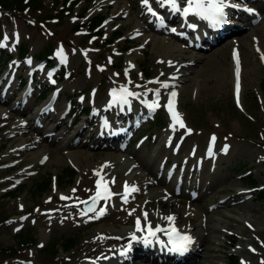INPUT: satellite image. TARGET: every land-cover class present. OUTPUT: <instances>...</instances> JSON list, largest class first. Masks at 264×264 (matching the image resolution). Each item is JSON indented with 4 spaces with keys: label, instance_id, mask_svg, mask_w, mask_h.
<instances>
[{
    "label": "rangeland",
    "instance_id": "1",
    "mask_svg": "<svg viewBox=\"0 0 264 264\" xmlns=\"http://www.w3.org/2000/svg\"><path fill=\"white\" fill-rule=\"evenodd\" d=\"M39 1L36 10L34 6H31L33 2L30 1V6L22 2L19 5L16 3L15 11L8 10V12L0 13V32L4 34L0 41L6 45L5 51L13 52V43H16L15 47H17L18 42L29 50L28 57L19 65L24 77L29 69L26 62L31 61V72L36 62H33V59L38 60V53L47 44L54 48V55L45 62L50 65L56 64L60 59L56 54L61 48L63 49L66 56V62L62 67L65 77L60 84L53 83L49 77L46 78L44 74L47 75V71L42 68L36 75V84L44 83L42 87L40 86V90L48 87V81L59 90L58 101L53 106L57 108L56 114L63 116V120L60 122L56 117L51 116L47 118L46 114L35 116L37 89L30 98L27 109L14 115L11 121L6 123L0 116V264H58L61 259L78 257L79 249L84 242L90 240L100 228L108 227L113 231L129 229V224H111L112 221L120 222L125 218L131 220L132 217L123 207L125 204L123 202H118L121 210L110 214L103 221L88 229H78L79 226L86 224L79 205L83 199L92 194L93 184L99 179L95 175L96 169L91 167H96L104 161L112 164L113 162H109L111 158L122 156L130 159L131 163L125 175L134 176L133 170L138 165V159L155 158L157 146L160 140L161 145L164 143L163 134L169 127V117L165 107L167 100L162 98L161 107L154 114V120L148 118L146 123H141L140 127L132 133L130 144H126L127 141L122 143L123 151L120 153L93 146L96 139L95 133L110 116V114L107 116L101 113L100 116L95 117L94 113L99 106L108 101L112 85H125L131 91L139 93L150 82L157 80L164 82L175 74L179 79L176 85L179 113L186 128L179 129L183 135L173 138L172 146L164 148L167 153L158 157L157 167L160 170L158 177L163 175L169 180L163 178L161 181L164 183L157 182L149 186L144 181L143 194L135 197V201L149 194L158 197L160 194L165 195L167 190L176 186L174 181L178 180L182 174L183 178L186 176L189 178L188 170L191 166L184 167V156L189 153L192 163L203 159L206 156L204 149L206 142L214 135L219 142L215 151L218 149L222 152L218 160L207 161L206 166L191 177L192 181L188 179L182 188H177V193L166 194L168 199L165 201L169 206L172 205L173 200L178 202L174 212L177 216H181L176 222L183 229L191 224L186 216L187 211L192 208L197 210L198 221L201 220L199 223L202 229H205L201 233H207V238L211 241L210 247L217 249L214 253H210L215 257L212 264H228L227 258L233 253L237 258L240 257L239 261H243L244 257H248L246 248H264V190L260 193V188L258 190L241 188L248 187L243 180V177L248 174L252 175L255 186L264 184V44L259 31V28L264 25V3H261L262 19L256 21L251 28L238 34L234 40L227 39L225 36L226 38L214 47L204 51L192 50L186 47V44L177 43L171 37L165 36L164 32H159L160 36L157 40L163 39L174 43L179 48L181 56L178 58L176 53L171 55L169 52L156 51L157 45L151 41L146 45L144 41L147 40L144 36L132 35L136 22L138 21V25L141 24L138 20L139 15L143 12L148 14L142 0H120L118 5L108 1V4L99 6V0H80L75 13L86 12V16L89 17L97 13L105 14V23L101 27L103 35L100 38H90L76 33L73 30L76 19L71 14L60 13L57 16L58 19L48 18L47 16L56 13L60 6L57 2L53 4L52 0ZM158 4L154 5L150 1L153 11ZM124 5H128L131 10L126 15L115 17ZM148 19L154 21L156 18L151 16ZM159 21L165 24L162 20ZM165 25L167 31L170 26ZM245 28L247 25H244ZM115 29L119 30L122 36L111 45L103 42V39L110 36ZM179 33L187 37L191 35L185 31ZM5 37L8 39L5 40ZM242 41L245 42L246 47L250 48L251 54L247 56L242 47L238 52L243 84V92L238 103L233 96L232 84L228 82V78L230 77L229 68L234 63L232 61L235 52L233 46L239 43L242 45ZM142 45H146L144 50ZM123 46H128V50L121 52ZM207 47L208 45L205 48ZM133 54L138 67L128 60ZM175 57L177 58L175 61H169L170 58ZM177 60L181 61L179 65L176 63ZM195 60H197L196 63H194ZM212 61L217 63L222 73L219 82L217 77L211 80L206 72L207 63ZM128 64L130 66H127ZM141 71L146 73L147 78L143 77ZM13 89L15 93L16 85ZM30 94L32 91L27 98ZM78 95L80 96L76 97ZM21 97L24 95H18L15 99L8 93L2 99L3 105L0 104V112L7 111L9 106H16L17 100ZM70 97L73 98L74 115L65 116L64 100L68 101ZM48 101L49 97L45 102L40 103L39 107L43 105L45 107ZM138 104L139 102H134V106ZM86 106L91 109L87 117L81 115L82 108ZM31 116H35L39 129L23 136L22 140L18 136L12 138L10 130L14 122H23ZM75 116L76 123L69 127V122ZM89 119H94L93 126L90 129L85 126L83 133L75 138L77 144L73 147V151L81 156L80 162L72 161L64 147L73 138L74 130L84 125ZM29 123L31 124L30 120ZM186 129H191V134H188ZM137 131H140L139 140L134 138ZM42 137L50 141H43L37 144L36 148L21 152V155L16 154L15 150L19 148L22 141L28 139L37 141ZM178 145H182V150L176 154ZM225 146L227 149L228 146L230 147V152L229 149L223 150ZM96 152L99 153L95 154ZM7 154L11 156L6 157ZM42 154L48 158L39 164L36 170L33 169L39 162V155ZM166 160L167 163L164 164ZM177 163L179 165L175 167ZM99 166L101 175L106 178L103 165ZM137 171H139L137 175L146 177L149 181H154L156 178L141 167H138ZM231 180L234 183L232 185L229 184ZM121 181L125 183L130 179L124 178ZM136 182L141 185L140 179ZM19 184L20 186L16 188L12 196L3 195L5 191ZM43 184L42 190L38 189ZM188 185L194 186L196 190L193 192L201 193L198 200L189 201V196L186 195L187 190H190L187 188ZM220 189L225 191L217 192ZM207 191L209 193L204 195ZM238 193L245 194V199L239 198L227 206L218 207V213L212 210V207L209 208ZM61 196L69 197V199L62 200ZM251 198L254 200L252 201ZM157 199H152V203L156 204ZM100 202L102 206L105 203L104 200ZM235 203H241V205L237 207ZM68 205L73 206V211L67 210ZM72 213H75L77 217L72 218ZM165 213L167 212L161 214L165 216ZM210 216L218 219L219 223L216 227L220 232L222 231L221 234L209 231L207 220ZM249 222L252 223L251 227ZM228 233H233L236 237L232 236L234 239L230 240ZM23 238H30L28 240L30 242L20 244L19 241ZM69 238H73L74 245L65 251L63 246ZM5 247L10 248L11 252L4 250ZM261 250L264 252V249ZM197 261L199 264L200 261ZM133 264L136 262L133 261Z\"/></svg>",
    "mask_w": 264,
    "mask_h": 264
},
{
    "label": "bare ground",
    "instance_id": "2",
    "mask_svg": "<svg viewBox=\"0 0 264 264\" xmlns=\"http://www.w3.org/2000/svg\"><path fill=\"white\" fill-rule=\"evenodd\" d=\"M112 2L113 4L118 5V2L120 0H99L98 6L100 4H108L109 2ZM155 3H157L156 0H152ZM159 8V12L160 13H165L164 14V20L167 22H171V23H176L180 30L186 31L189 30V28L186 27V23L185 20L181 18V15H179V19H177V15H173V12L170 13L169 9L164 11L163 8L158 7ZM130 7L128 5H124L122 7V9L118 12V14L115 15V17H119L120 15H126L129 11H130ZM139 15V14H138ZM150 16V15H148ZM148 16L141 14L139 15L138 20L141 21V24L138 25V21L135 24V30L134 34H138L141 36H144L145 38H148L149 41L155 43L157 45L156 51H164V52H169L171 53V55L173 53H176L178 58H180L181 56V51L179 50V48H177V46L174 45V43H169L164 41L163 39H159L157 40V37L160 36L159 35V30H161V28H159L158 25L154 24V23H150ZM196 21V20H195ZM194 21V22H195ZM193 23H190V25H193ZM227 25L222 24V26L211 29V28H206L204 31H201L199 33V35L203 36L205 40L207 41H212L214 40L216 37H218L221 34H224L226 31H232L235 32L237 31V26L233 25L232 23V18L229 17V15L227 16ZM259 31L261 33L260 37L262 38L263 44H264V25L261 26L259 28ZM175 41H179L180 38L178 36H175L174 34L170 35ZM144 38V39H145ZM229 39V38H228ZM243 42V41H242ZM159 45V46H158ZM198 46V45H195ZM242 47V48H241ZM244 49V52L246 53V55L248 56V54L250 55V48L246 47L245 42H243V44H239L238 47H236L237 50L239 49ZM135 54H133L132 57H129L128 60L132 61V63L135 62ZM175 58H170V62L175 61ZM181 61L177 60L176 63L179 65ZM197 60L194 61V63H196ZM128 66V65H127ZM183 70V69H181ZM183 72V71H181ZM206 72L208 73V75L210 76L211 80H214L215 77H217L218 82L221 81V77L220 75H222L219 66H217V63H214L213 61L210 63H207L206 65ZM229 73H230V77L228 78V82H231L232 86L234 87V81H236V69L235 66L231 64V67L229 68ZM227 81V80H226ZM165 82V81H164ZM168 84L174 85L177 80H173V77H170L167 79L166 81ZM206 83H208L207 81H205ZM206 83L204 84L203 88L205 90L206 87ZM239 83H240V92H239V96L241 95V93L243 92V84L241 81V71H240V78H239ZM112 87L116 90V91H120L122 85H112ZM127 87V86H126ZM218 88V86L216 87ZM155 89H159L160 91V96L162 94H164V92H166L164 88L160 87L159 83H150V85H147L144 87V89L141 91V96H145L144 93L147 92V95L153 93L152 91L149 90H155ZM169 93H167V96L169 98ZM112 99H108V101L101 105L99 108H97L96 110V114L97 116L100 115V112L103 109H107L109 107V103ZM130 101H132V98L130 97L129 99ZM2 102V101H0ZM119 102H117L116 104H113L112 107H110L113 111L119 109V107H121V109L123 110L126 106H128L127 104H118ZM51 104H48L46 107L43 108L42 113L45 115H47V118L49 116H53L55 114H52L54 109H51ZM2 106V103H1ZM10 108L5 111V112H0V116H1V120H4V122L8 123L7 121H11L13 119V116L18 114L20 112V108L17 110L12 109L11 106H9ZM131 117L135 118V122L138 120H141L143 117V111L138 109V108H133L129 111L128 113ZM126 113L122 112L121 114H118L117 116H119L118 118L115 117L114 119H112V121L108 124L105 125L104 127L100 128V130L98 131V136L96 138V141L93 143V146H95L96 148H101L103 150H121V148L119 147V144L121 141H123L124 139L127 138L128 135V129L126 128V124L123 123V121L126 119L127 115ZM58 120L61 122L62 119L60 118V116H58ZM31 124L29 123V119H24L23 122L22 121H16L14 122L10 133H11V137H15L18 136L20 140L23 139V136L28 135L30 132H34L37 131L39 129V125L37 123H35L34 120H30ZM89 122H91L90 120H88L84 125H80L79 127H77L74 130V136L71 139L70 143L66 144L64 147V150L67 153V156L75 162H80L79 159L81 158L79 153H76L75 151H73V146L74 144H76V140L75 138L83 133V128H85V126L87 124H89ZM73 122H70L69 127L72 125ZM172 124V121H171ZM170 124V128L168 129L167 133H166V139L167 136L174 131V136L175 137H180L183 134L181 133L180 130H173V128L171 127ZM106 127H114L113 130L111 131H105ZM33 129V130H32ZM42 141L47 142V138L43 137L41 139ZM42 141H30V140H24L20 143L19 148H16L15 152L18 155H21V152H26L28 149L31 148H36L37 144L41 143ZM50 141V140H48ZM167 140H165L166 142ZM107 142V143H106ZM164 145V144H163ZM229 152H230V147L228 146ZM157 153L155 154V158L151 157L149 158H140L138 159V165L136 166V168L133 170L134 171V176H130V175H125V171L127 169H129V167H131V163H130V159H126L122 156L120 157H114L111 158L109 160V162H113L112 164L106 163L104 162H100V164H98L96 167H91L92 169H96L95 172L99 171L98 166L99 165H103V171L106 177H108L106 180H112L114 178L115 183L114 184H110V186L113 189V193L114 195L112 196V198L110 200H108L105 205L103 206V208L105 209V214L102 216H99V218L97 217V214L99 212V209L96 210V212H93L90 215H86L85 216V221L86 224L79 226L78 229H88L90 227H92V225L98 224L99 222L103 221L107 216H109L110 214L121 210L119 204H117V202L119 201H123L121 199V195L119 194L120 188L118 183L120 184L122 181L121 179H130L129 185L132 186V184H135L134 186L137 187L139 189V191L135 192L132 194V196L129 197V202L125 205H123V207L125 208L126 211L131 212L133 209H135V212H133L130 216L132 217L131 220H128V218L119 221H112L111 224H129L130 228L127 231H113L112 228H100L97 230V232H95L92 236V238L90 240H87L84 242L83 246L79 249V254L78 257L76 258H68V259H61L59 260L58 264H131V260L132 257L137 258V264H157L160 263L159 261L162 260V257L159 256H153L152 254V250L155 249V244L152 243L150 245H145L142 240L140 241H135V242H131L130 244H132V248L131 250L125 255V256H121L118 251H121L124 247H127V244L125 242L126 238H130L132 233L135 232V221H136V217L137 216H142V212L143 211H147L149 216H148V221L151 223L152 227H156L157 225L165 228V227H169V224L167 221H165L164 219H162L163 214H161L162 212H167L165 214H169V213H173L176 217V219H180L181 216H177V214L174 212V210L176 209V205L178 204L177 201L173 200L172 205H168L167 202L165 201L167 199L166 195L160 194V196H152V195H146L143 197V199H139L137 201H135V197H137L138 195H142L143 194V182L145 181V184L147 186L155 183L157 184V182H161L164 183L163 181H161L163 178L160 177L158 179L157 178V163L159 161L158 157L160 158L162 155H165L167 153V151L163 148L162 145H158L157 146ZM99 152H96L95 154H97ZM214 155V158L216 160H218V158L220 157L219 155H221V151H217V152H212ZM11 154H7L6 157H10ZM44 155H39V162L38 164L35 165V169L37 168V166L41 163H43L45 160L43 159ZM151 159V160H150ZM50 162V160H48ZM185 163L191 166H193V168L195 169H203L206 166V159H201V160H196L193 163L191 162V157L188 156L185 159ZM105 165H107V167H105ZM100 167V166H99ZM138 167H141L142 170H145L148 172V174L154 176L156 178H154V181L150 180L148 178H143V176H139L137 175V173L139 171ZM109 175V176H107ZM122 177V178H121ZM121 178V179H120ZM137 179H140V183L141 185L139 186L138 183L136 182ZM120 180V182H119ZM230 185L234 184L233 180H231L229 182ZM109 186V187H110ZM209 189V187H208ZM207 189V190H208ZM210 191V190H209ZM209 191H207L204 195H207L209 193ZM221 191H225V189H220L217 190V192H221ZM93 193L96 192V190L92 191ZM124 192V190H123ZM123 192L121 194H123ZM172 190L167 191V193H171ZM215 193V192H213ZM147 194V193H146ZM158 198V199H157ZM243 198L242 195H234V196H230L227 199H225L224 201L220 202L216 208L220 207V206H227L233 202H236L238 199ZM152 199H157V203L153 204L152 203ZM252 201L254 200L253 198L251 199ZM134 201V202H133ZM235 206H240L241 203H235ZM175 206V208H174ZM67 210L69 211H73V208L68 205L67 206ZM216 213H218V210L216 209L215 211ZM189 217V220L191 222V224L193 225L192 228H188L184 231H188L190 232L192 235H196V240L197 243L192 247L194 249V251H192V248H188L187 251L183 252V253H174L173 255V261L175 262V259H177V261L179 262V264H197L199 260V264H212L213 260L215 259V257H213L212 255H210V253H214L215 250L217 249H212L210 247L211 245V241L207 238V233L202 234L201 232L204 231L205 229H202L201 226V220H199V214L197 212V210H195V208H192L191 210L189 209L187 211V215ZM72 218H76L77 215L75 213L71 214ZM130 218V217H129ZM128 220V221H127ZM200 222V223H199ZM207 222L209 223L208 228L209 231L211 233H216V234H221V232L219 231V229L216 227V225L219 223L217 218H214L213 216H210L207 220ZM250 223V222H249ZM141 224L142 227L145 226V222L142 219L141 220ZM252 224V223H250ZM176 226V225H174ZM201 228V230H200ZM139 233V232H137ZM141 238V237H138ZM233 238L230 237V240H232ZM129 241V239H128ZM218 246V245H216ZM157 250V249H155ZM157 251H160V249H158ZM247 255L248 258H246L245 260H243V263L241 264H261L262 261H264V252L261 249H255V251H253L252 249H248L247 250Z\"/></svg>",
    "mask_w": 264,
    "mask_h": 264
},
{
    "label": "snow or ice",
    "instance_id": "3",
    "mask_svg": "<svg viewBox=\"0 0 264 264\" xmlns=\"http://www.w3.org/2000/svg\"><path fill=\"white\" fill-rule=\"evenodd\" d=\"M142 3L147 8V10L153 15L156 16L157 13L153 11V9L150 6V0H142ZM157 3L160 4L162 7H168L173 13H179L182 17L187 20L188 17H197L202 20H206L210 23L211 26H220L227 22V11L226 9L230 7H239V5L232 4L230 0H184L183 5L181 4V0H157ZM248 10V9H246ZM250 11V10H249ZM189 27L195 28V25H188ZM172 31H175V29H172ZM8 38L5 37V40ZM0 46H4L2 43H0ZM57 56L60 57L61 63L66 62V56L64 55L63 49L61 48L57 54ZM28 63H31L29 60ZM240 65H239V58L238 54L236 56V94H237V102L239 103V92H240ZM130 83V82H129ZM150 83H159L161 88L167 89L170 87V85L167 82H160L152 81ZM137 87H140L137 85ZM154 93L155 99L152 102H147L146 100L144 103L146 106L152 110L155 111L157 108L161 107L159 103V97H160V91L159 89L155 90H149ZM112 100L109 103V107H112L113 104H116L119 102L120 104H127L130 106L131 101L128 99L129 97L132 98H139L141 95L140 93L133 92L129 90L128 87L122 86L119 93L115 89L112 90ZM144 95H147V92L144 93ZM177 96V93L175 91H171L169 93V99L167 101V104L165 105L170 117H171V127L173 130L176 129L178 126L181 129L186 128V125L182 119L181 114L176 110L175 105V98ZM188 134H191V129H186ZM216 137L213 135L211 137V140L215 142ZM225 151H227V146H225ZM211 151L209 152V155H211ZM107 167V165H105ZM99 179L96 181V192L95 194L90 197L91 204L86 209V211L82 212V215H86L87 212H96V204L104 200L107 202L112 198L114 193L111 191V188L109 187L110 184H114L115 180L114 178L112 180H106L104 176L101 175V171H97L95 173ZM124 192L121 195V199L125 204L129 202V197L132 196L133 193L139 191L137 187L130 186L127 182L123 185ZM75 191V190H73ZM62 200H67L69 197L61 196ZM81 203L88 204V201H81ZM133 212H135V209H133L131 212H129V215H131ZM105 214V209L102 207L99 209V212L97 214L96 218H99V216H102ZM148 212L145 210L142 212V216H137L135 221V232L132 233L131 239L133 241H140L145 245H150L153 243V240L159 241V233H164L167 235L168 240L167 243L170 245L168 248L171 252L176 253H183L188 250L189 246L193 243V239L190 235L187 234H181V232L174 226L175 217L172 215L164 216L162 219L168 222L169 227L167 229L160 227L157 225L155 228L152 227L151 223L148 221ZM144 220L145 226L142 227L141 220ZM251 227V225H249ZM144 233L146 232L147 235L138 238L136 233ZM162 243V242H161ZM132 248V244H129L127 248L120 252L119 254L121 256H125ZM253 251H255L253 249ZM261 264H264V261L261 262Z\"/></svg>",
    "mask_w": 264,
    "mask_h": 264
},
{
    "label": "trees",
    "instance_id": "4",
    "mask_svg": "<svg viewBox=\"0 0 264 264\" xmlns=\"http://www.w3.org/2000/svg\"><path fill=\"white\" fill-rule=\"evenodd\" d=\"M28 1H31V3L32 2H35V3H37V0H0V9H5V8H12V6L13 5H16V3H18V5L22 2V3H25V4H27L28 3ZM65 1V0H64ZM73 2L72 3H70V7L72 8L73 7ZM100 20H101V17H96V18H94V20L90 23V28H93L94 26H97L98 25V23L100 22ZM50 52V48L48 47V48H46L45 49V51H43V53L40 55V58H43L46 54H48ZM26 53V50L25 49H20V56H23L24 54ZM250 183L251 184H253V181L251 180L250 181ZM44 187V184H43V186H39V188L38 189H40V190H42V188ZM40 190H38V191H40ZM19 235V234H18ZM22 237V236H21ZM28 240H30V238H23L22 240H20L19 241V243L20 244H27V242H30V241H28ZM71 244H73V239H68L65 243H64V246H63V249H69V248H71L72 247V245ZM21 246H26V245H21ZM4 250H7V251H9V252H11L10 250V248L8 249V248H3Z\"/></svg>",
    "mask_w": 264,
    "mask_h": 264
}]
</instances>
